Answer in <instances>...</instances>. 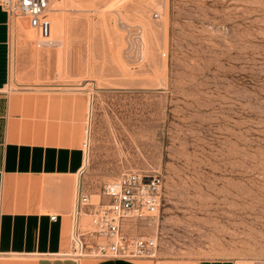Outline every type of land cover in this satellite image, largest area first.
I'll return each mask as SVG.
<instances>
[{
	"label": "rangeland",
	"instance_id": "1",
	"mask_svg": "<svg viewBox=\"0 0 264 264\" xmlns=\"http://www.w3.org/2000/svg\"><path fill=\"white\" fill-rule=\"evenodd\" d=\"M52 9L58 43L36 45V30L27 41L42 78L87 92L84 165L92 151L98 166L85 172L89 201L101 199L95 174L108 163L162 179L156 214L122 227L155 237V256L119 259L264 261V0H52ZM89 220L82 213L81 225Z\"/></svg>",
	"mask_w": 264,
	"mask_h": 264
},
{
	"label": "crops",
	"instance_id": "2",
	"mask_svg": "<svg viewBox=\"0 0 264 264\" xmlns=\"http://www.w3.org/2000/svg\"><path fill=\"white\" fill-rule=\"evenodd\" d=\"M50 19L51 37H59L62 22ZM25 25L24 20H9L0 7V264H90L65 256L71 227L75 222L81 225L84 213L76 197L87 195L85 172L98 167L92 151L84 165L89 155V143L86 152L82 146L88 128L87 92L83 86L40 76L39 51L28 42L33 37L27 36ZM119 173L112 162L95 178L108 183ZM99 195L98 202L108 200ZM95 264L146 263L107 259ZM159 264H233V260Z\"/></svg>",
	"mask_w": 264,
	"mask_h": 264
},
{
	"label": "built area",
	"instance_id": "3",
	"mask_svg": "<svg viewBox=\"0 0 264 264\" xmlns=\"http://www.w3.org/2000/svg\"><path fill=\"white\" fill-rule=\"evenodd\" d=\"M0 7L9 20H24L37 31L36 45L51 43L52 0H0ZM82 146H87L85 140ZM161 186L158 173L124 170L114 181L102 186L101 194L108 198L106 202L92 204L87 195H77L78 209L83 208L90 220L86 226L78 222L72 225L70 249L65 256L75 261L86 256L102 259L154 257L155 237L128 234L122 227L127 219H145L156 214ZM50 218L54 219V216ZM233 264L244 262L235 259ZM252 264H264V261H253Z\"/></svg>",
	"mask_w": 264,
	"mask_h": 264
},
{
	"label": "bare ground",
	"instance_id": "4",
	"mask_svg": "<svg viewBox=\"0 0 264 264\" xmlns=\"http://www.w3.org/2000/svg\"><path fill=\"white\" fill-rule=\"evenodd\" d=\"M51 17H53V19L54 20H57V18H58V15H51ZM32 30H34L33 28H31L30 26L27 28L26 27V34H27V36H29V37H33V31ZM61 39H63V38H61ZM51 42H55V43H58V39H57V37H51ZM90 101V100H89ZM89 113H90V104H89ZM89 125V124H88ZM87 130H89V126H88V128H87ZM88 134L89 133H87V135H86V138H85V141H86V145L87 146H85L84 147V149H85V152H86V149H87V147H88ZM87 162V157H86V155H85V161H84V164Z\"/></svg>",
	"mask_w": 264,
	"mask_h": 264
}]
</instances>
